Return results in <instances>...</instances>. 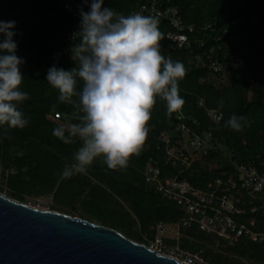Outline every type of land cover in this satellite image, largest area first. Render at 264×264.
Listing matches in <instances>:
<instances>
[{
    "label": "trees",
    "instance_id": "16d2710c",
    "mask_svg": "<svg viewBox=\"0 0 264 264\" xmlns=\"http://www.w3.org/2000/svg\"><path fill=\"white\" fill-rule=\"evenodd\" d=\"M145 1L105 0V6L128 14ZM161 1L177 6L187 23L215 22L208 29H198L188 48L160 49L165 58L181 61L186 69L178 83L189 124L212 133L215 148L211 155L216 159L229 160L221 155V145L230 151L232 160L253 161L264 170V0ZM79 4L81 0H76L75 13ZM0 19L16 21L17 55L25 59L20 66L24 73L21 88L29 93L18 105L29 123L23 128L0 126V191L22 202H27L28 196L51 194L54 204L50 209L95 220L141 243L146 241L143 235L153 236L158 221L170 229L184 211L155 191L142 170L150 155L164 162L156 136L177 124L175 112L168 115L166 102L156 97L146 140L126 167L108 168L98 157L83 173L67 172L65 165L73 162L81 141L73 137V142L66 144L53 135V129L79 122V114L72 104L59 101L60 93L48 84L46 73L53 64L65 69L74 66L69 47L73 40L68 35L79 27L80 18L63 10L58 0H0ZM58 48L62 55L54 63L52 54ZM212 61H218L224 70L212 73ZM225 70L228 82L224 84L221 77ZM200 98L205 107L199 106ZM206 108L218 109L222 118L212 120ZM56 112L61 116L58 120L52 118ZM233 114L246 118L240 130L226 124ZM207 178L195 172L191 181L201 186ZM244 199L240 207L245 212L237 218L244 222L255 219L253 228L264 235L261 197ZM166 241L176 242L170 237ZM179 243L193 252L202 250L211 264H264V237L223 247L214 236L192 226L184 230Z\"/></svg>",
    "mask_w": 264,
    "mask_h": 264
},
{
    "label": "clouds",
    "instance_id": "9594fccd",
    "mask_svg": "<svg viewBox=\"0 0 264 264\" xmlns=\"http://www.w3.org/2000/svg\"><path fill=\"white\" fill-rule=\"evenodd\" d=\"M77 7L79 27L70 46L74 66L51 65L46 81L59 91V101L74 106L79 122L61 124L53 135L66 144L73 137L81 141L73 162L65 165L71 174L85 172L98 157L108 168H123L146 140L156 97L166 102L168 115L182 109L178 82L186 69L162 55L156 17L118 12L105 0H81ZM17 34L15 20L0 19V126L8 128L29 123L18 106L29 93L21 88L25 59L17 55ZM245 119L233 114L226 124L240 130Z\"/></svg>",
    "mask_w": 264,
    "mask_h": 264
},
{
    "label": "built area",
    "instance_id": "2783aa9c",
    "mask_svg": "<svg viewBox=\"0 0 264 264\" xmlns=\"http://www.w3.org/2000/svg\"><path fill=\"white\" fill-rule=\"evenodd\" d=\"M63 10L74 12L76 0H58ZM133 12L156 17L162 33L161 49H182L191 46L193 36L198 29H208L215 22L192 24L185 22L178 13L177 6L163 5L161 0H147L136 6ZM78 28L69 32V37ZM203 44V40H201ZM58 48L52 54V61L57 63L62 55ZM212 73L223 71L218 61L209 64ZM200 107H205L203 98L198 100ZM206 114L214 121L222 118V112L215 108H206ZM59 112L52 118L58 120ZM177 124L162 130L156 136L157 150L162 151L165 160L162 163L150 155L142 170L145 181L152 185L163 198L181 207L184 214L167 229L163 221L154 225L152 237L143 235L145 245L158 254L174 257L185 264H211L202 256V250L193 252L180 246L179 238L184 230L197 226L205 233L214 236L223 247L242 239L261 241L263 233L253 228L255 219L249 222L237 218L244 209L240 207L245 196L252 200L261 197L264 207V170L253 162H240L231 158L224 161L216 159L211 152L215 148L212 133L199 131L189 124L188 116L181 109L175 112ZM196 120V119H195ZM194 120V121H195ZM195 172L208 178L201 186L191 181ZM173 238L169 243L166 238Z\"/></svg>",
    "mask_w": 264,
    "mask_h": 264
},
{
    "label": "water",
    "instance_id": "95a60500",
    "mask_svg": "<svg viewBox=\"0 0 264 264\" xmlns=\"http://www.w3.org/2000/svg\"><path fill=\"white\" fill-rule=\"evenodd\" d=\"M0 264H185L119 230L0 193Z\"/></svg>",
    "mask_w": 264,
    "mask_h": 264
},
{
    "label": "rangeland",
    "instance_id": "374dc122",
    "mask_svg": "<svg viewBox=\"0 0 264 264\" xmlns=\"http://www.w3.org/2000/svg\"><path fill=\"white\" fill-rule=\"evenodd\" d=\"M221 81L224 84L226 82H228V74H227L226 70L223 72V76L221 77ZM219 148L221 150L220 153H221V155H223V157H226L227 159H230L232 157V154L230 153V151L227 150L224 146L220 145ZM1 183L3 184L2 177H0V185H1ZM0 193L7 195V192H5V191H0ZM26 203H28L32 206H35V207L42 208V209H50V206L52 204H54V200H53V196L51 194H46V195H39V196H28ZM93 221H95V220H93ZM95 222H97V221H95ZM216 246H217V243H216Z\"/></svg>",
    "mask_w": 264,
    "mask_h": 264
}]
</instances>
